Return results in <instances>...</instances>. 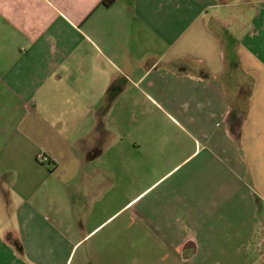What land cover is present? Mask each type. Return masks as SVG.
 <instances>
[{"label": "crops", "instance_id": "crops-1", "mask_svg": "<svg viewBox=\"0 0 264 264\" xmlns=\"http://www.w3.org/2000/svg\"><path fill=\"white\" fill-rule=\"evenodd\" d=\"M259 206L264 0H0V264H264Z\"/></svg>", "mask_w": 264, "mask_h": 264}, {"label": "built area", "instance_id": "built-area-1", "mask_svg": "<svg viewBox=\"0 0 264 264\" xmlns=\"http://www.w3.org/2000/svg\"><path fill=\"white\" fill-rule=\"evenodd\" d=\"M37 160H38L39 162H41V163H44V164H46V163L49 162L48 157H47L46 155H44V154H39V155L37 156Z\"/></svg>", "mask_w": 264, "mask_h": 264}, {"label": "trees", "instance_id": "trees-1", "mask_svg": "<svg viewBox=\"0 0 264 264\" xmlns=\"http://www.w3.org/2000/svg\"><path fill=\"white\" fill-rule=\"evenodd\" d=\"M112 1H104L105 5H109Z\"/></svg>", "mask_w": 264, "mask_h": 264}, {"label": "rangeland", "instance_id": "rangeland-1", "mask_svg": "<svg viewBox=\"0 0 264 264\" xmlns=\"http://www.w3.org/2000/svg\"><path fill=\"white\" fill-rule=\"evenodd\" d=\"M264 211V208H262L261 206H259V212Z\"/></svg>", "mask_w": 264, "mask_h": 264}]
</instances>
